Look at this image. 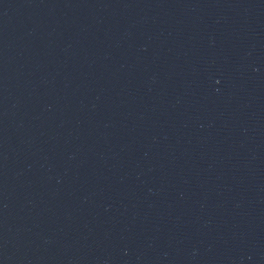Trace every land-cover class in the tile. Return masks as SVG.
Listing matches in <instances>:
<instances>
[{
  "label": "water",
  "instance_id": "obj_1",
  "mask_svg": "<svg viewBox=\"0 0 264 264\" xmlns=\"http://www.w3.org/2000/svg\"><path fill=\"white\" fill-rule=\"evenodd\" d=\"M0 264H264V0H0Z\"/></svg>",
  "mask_w": 264,
  "mask_h": 264
}]
</instances>
